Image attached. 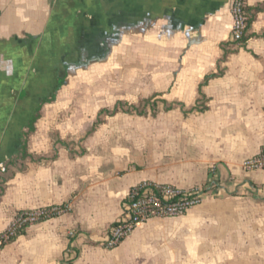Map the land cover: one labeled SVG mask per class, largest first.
Instances as JSON below:
<instances>
[{"label":"crops","instance_id":"0c3cea01","mask_svg":"<svg viewBox=\"0 0 264 264\" xmlns=\"http://www.w3.org/2000/svg\"><path fill=\"white\" fill-rule=\"evenodd\" d=\"M231 6L0 0V235L20 210L69 204L0 241V264H64L68 247L69 264H264V169L243 168L264 144V0H246L239 45ZM143 180L208 188L104 248Z\"/></svg>","mask_w":264,"mask_h":264},{"label":"built area","instance_id":"2783aa9c","mask_svg":"<svg viewBox=\"0 0 264 264\" xmlns=\"http://www.w3.org/2000/svg\"><path fill=\"white\" fill-rule=\"evenodd\" d=\"M231 41L241 44L248 29L246 0H232ZM246 171L264 169V144L259 152L243 162ZM207 186L196 185L181 188L173 184L143 180L133 185L122 200L121 215L106 231L101 241L104 248L120 245L140 225L152 220L181 217L198 206L207 191ZM67 206H47L18 212L1 233L0 241L8 242L27 226L47 220L65 212ZM72 234V232H70ZM75 252L71 247L64 250V263L69 264Z\"/></svg>","mask_w":264,"mask_h":264},{"label":"trees","instance_id":"16d2710c","mask_svg":"<svg viewBox=\"0 0 264 264\" xmlns=\"http://www.w3.org/2000/svg\"><path fill=\"white\" fill-rule=\"evenodd\" d=\"M246 12H247V15H248V9H247V6H246ZM250 21H251V18H250V16L248 15V18H247V24H248V25L250 24ZM244 38H245V37H244ZM243 40H244V39H243ZM242 43H243V42H242ZM62 83H63V81L61 80V81L58 83V86H57V87H59ZM54 97H55V95L53 94L52 97H51L50 99H54ZM43 101H45V100H43ZM147 104H149V102H147V101L144 102V103L142 104L140 110H138V108H136V107H133V109H136V111H137L138 113H143V112H144V108L146 107ZM150 105H151V104H150ZM116 110H117V107L114 108V111H113V112H115ZM34 120H35V118L32 119L31 124H32V122H33ZM31 124H30V126H29V129H30V130L32 129ZM27 155H28V154H27V152H26V145L24 144L23 147H22V149H21V151H20V156L16 157L15 160H12V161H11V164L14 163V161H16V160H23ZM6 167H7V166H6ZM6 167L4 168L3 171L6 170ZM78 254H79V252H78L77 250H75V255H74L73 258L69 259V262L72 263L73 260L77 258Z\"/></svg>","mask_w":264,"mask_h":264},{"label":"rangeland","instance_id":"374dc122","mask_svg":"<svg viewBox=\"0 0 264 264\" xmlns=\"http://www.w3.org/2000/svg\"><path fill=\"white\" fill-rule=\"evenodd\" d=\"M147 106L144 108V112H143V114H145V113H147ZM141 109V106L138 108V110H140ZM150 109H152V108H150ZM65 206H67V209H66V211L69 209V204H66ZM45 207H47V206H45ZM35 209V208H34ZM32 210V209H31ZM20 211H23V210H20ZM20 211H18V212H20ZM25 211H27V210H25ZM65 211V212H66ZM18 212H16L15 214H14V216L18 213ZM64 213V212H63ZM62 214V213H61ZM60 215V214H59ZM13 216V217H14ZM13 219V218H12ZM37 223V222H36ZM34 224V223H33ZM28 227V226H27ZM22 231V230H21ZM70 232H72V234H70ZM75 234H76V231L75 230H69L68 232H67V235L69 236V237H74L75 236ZM65 261H64V259H63V263H64ZM65 264V263H64ZM67 264V263H66Z\"/></svg>","mask_w":264,"mask_h":264}]
</instances>
